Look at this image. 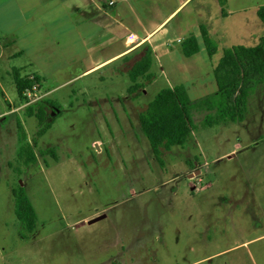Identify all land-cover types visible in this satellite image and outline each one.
I'll return each mask as SVG.
<instances>
[{
	"label": "rangeland",
	"instance_id": "374dc122",
	"mask_svg": "<svg viewBox=\"0 0 264 264\" xmlns=\"http://www.w3.org/2000/svg\"><path fill=\"white\" fill-rule=\"evenodd\" d=\"M261 4L228 0L229 10H245L227 21L243 14L248 28L234 21L232 33L209 36L211 65L231 44L256 43ZM215 8L208 6L217 15L209 16L212 24L221 21ZM196 62L191 102L214 90L206 83L209 61ZM13 65L0 57V264H264V78L247 94L241 120L213 116L205 123L213 111L191 107L190 135L161 149L158 162L137 116L169 78H141L143 90L129 96L128 77L103 69L60 85L80 71L70 68L47 80L53 90L26 104H43L39 124L23 101L16 109ZM25 144L34 154L27 164L17 155ZM16 186L36 215L23 237L13 212Z\"/></svg>",
	"mask_w": 264,
	"mask_h": 264
},
{
	"label": "crops",
	"instance_id": "0c3cea01",
	"mask_svg": "<svg viewBox=\"0 0 264 264\" xmlns=\"http://www.w3.org/2000/svg\"><path fill=\"white\" fill-rule=\"evenodd\" d=\"M209 4L216 5L221 21L216 19L211 23L209 16L216 18L217 15L209 13ZM223 10L224 13H220L218 0H0V57H5L7 63L16 62L11 66L13 73L37 76L39 92L43 93L54 89L49 88V78L70 68L80 71L60 85L100 69L111 77L123 74L128 77L131 65L147 54L150 57L148 68L135 79L138 88H144L141 78L148 84L160 74L170 80L165 87L181 84L187 94L188 76L196 61L203 65L208 60L209 81L206 83L214 87V92L212 67L216 62L211 65L200 27L208 37L232 33L234 21L242 30L248 28V19L243 14L237 20L227 21L244 8L229 10L228 0H224ZM188 35L195 37L198 50L184 56L180 42ZM251 35L253 38L252 32ZM232 45L241 44L228 47ZM201 51L206 56L194 59ZM138 88L131 93L125 90L131 96ZM19 100L16 109L21 106L22 100ZM22 107L25 109L26 105Z\"/></svg>",
	"mask_w": 264,
	"mask_h": 264
},
{
	"label": "trees",
	"instance_id": "16d2710c",
	"mask_svg": "<svg viewBox=\"0 0 264 264\" xmlns=\"http://www.w3.org/2000/svg\"><path fill=\"white\" fill-rule=\"evenodd\" d=\"M218 3L220 13L223 14L224 0H218ZM255 14L263 26V33L253 46L232 45L222 50L220 57L212 67L216 85V90L213 93L191 102L181 84L163 87L139 112L137 116L139 127L148 141L155 160L160 162L161 149L167 150L172 145H182L188 138L192 131L188 112L193 106L213 111L211 115L205 114L203 118L205 123H209L213 116L221 121L242 119L247 94L254 89L258 81L264 78V4L256 8ZM200 34L206 54L211 56L215 52V46L203 27H200ZM180 49L184 56L195 53L198 50L195 37L193 35L186 36L180 42ZM149 62L150 57L146 54L131 65L127 71L131 81L126 89L128 93L139 87V83L135 79L143 75ZM32 75L35 82H39L38 77ZM30 81L28 76H19L18 73H13L14 88L19 99L22 98V90L30 86ZM24 110L27 115H33L39 124L42 122L44 110L40 101L36 103V106H26ZM48 127L49 124L45 123L37 130V135L42 134ZM50 150L47 149V152ZM17 155L22 157L24 164L32 162L34 159V154L28 144L20 145ZM52 156L54 155L52 154ZM11 194L13 212L23 232L20 235L23 237L24 233L31 232L35 226V211L22 186L12 188Z\"/></svg>",
	"mask_w": 264,
	"mask_h": 264
},
{
	"label": "built area",
	"instance_id": "2783aa9c",
	"mask_svg": "<svg viewBox=\"0 0 264 264\" xmlns=\"http://www.w3.org/2000/svg\"><path fill=\"white\" fill-rule=\"evenodd\" d=\"M28 79L31 80L30 86L24 88L21 93L23 105H26L31 102L32 99H35L37 97L36 93H38L40 89V82H35L33 75H28Z\"/></svg>",
	"mask_w": 264,
	"mask_h": 264
},
{
	"label": "water",
	"instance_id": "95a60500",
	"mask_svg": "<svg viewBox=\"0 0 264 264\" xmlns=\"http://www.w3.org/2000/svg\"><path fill=\"white\" fill-rule=\"evenodd\" d=\"M187 175H188V176H191L192 174L188 173ZM98 218H100V215L95 216V217L89 219L87 222H92V221H94V220H96V219H98Z\"/></svg>",
	"mask_w": 264,
	"mask_h": 264
}]
</instances>
